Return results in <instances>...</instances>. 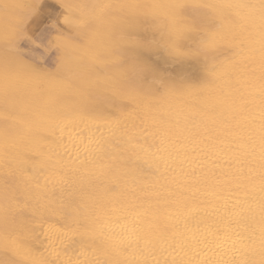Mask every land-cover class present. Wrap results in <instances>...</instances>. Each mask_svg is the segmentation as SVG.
Segmentation results:
<instances>
[{
	"label": "bare ground",
	"instance_id": "bare-ground-1",
	"mask_svg": "<svg viewBox=\"0 0 264 264\" xmlns=\"http://www.w3.org/2000/svg\"><path fill=\"white\" fill-rule=\"evenodd\" d=\"M60 1L92 64L18 61L0 0V264H264V0Z\"/></svg>",
	"mask_w": 264,
	"mask_h": 264
},
{
	"label": "rangeland",
	"instance_id": "rangeland-1",
	"mask_svg": "<svg viewBox=\"0 0 264 264\" xmlns=\"http://www.w3.org/2000/svg\"><path fill=\"white\" fill-rule=\"evenodd\" d=\"M24 1L25 0H19V3H18L19 6H18L17 10H19L20 12L18 14V11L16 10L15 14L13 15L14 19H12L11 23H9L6 26V30L9 31L10 35H9L8 41L4 43V44H6L5 46H7V48H11L12 45L14 46L11 48V50H13L15 53H17V54L13 53V55L15 57H16V55H17V57H19V58L16 57V59L18 61L22 60L21 62L26 63V64L27 63L30 64V62H31V64H33V65H37V66L42 65V66H45L49 69H54L60 63H63V62L66 63L67 60H70V61H68V63H70V64H72L71 63L72 61H73V63L75 62L74 64H76V63L77 64H87L86 62L92 64L93 61L92 60L88 61L89 59L83 58L82 57L83 55H80V57H79V54H81V53L84 54L85 49L87 48V45L89 44L88 38H90V37H89V34L86 32V30L82 26L80 16H78L77 13H73V11H74L73 9L71 10L72 11L71 12L69 9L70 7L67 8L68 5H67V7H65L66 5H62L63 2L60 0H54V1L53 0H26L25 1L26 3ZM27 1H29V2H27ZM60 2L62 4H60ZM22 6H25V7H22ZM0 13H3V10H1ZM205 14L207 15V18H205L206 17ZM205 14H204L205 16L203 15V18H205V20H203L202 22L199 23V36H204V30H206V29H209V28L212 29L213 28L212 30H216L218 28L216 21L211 19L210 16H208L207 12H205ZM14 16L16 17V19L19 18L20 21L18 19L15 22L16 19ZM206 19H207V21H206ZM212 23L214 24L215 27L213 26ZM9 26H11V27H9ZM207 26H209V27H207ZM79 27L80 28L82 27L83 30H81ZM204 27H206V28L204 29ZM75 29H76V34H75ZM77 30H80V32L83 33V35H81V34H80L81 36L78 35ZM65 32L69 36H67L65 34ZM80 32L78 31V33H80ZM66 36L69 38V41H70L68 45L72 44L73 46H75L74 44H76V46H77L79 44L77 46V48H76V46L72 47V45L68 46L66 44L68 42V38ZM71 36H73V37H71ZM77 36L79 39L82 37L80 39L81 41L76 39ZM86 37H88V38H86ZM65 38H67V39H65ZM117 39L119 41H122V42H123V40L126 39V41H124V45H122V46L123 47L126 45L129 46L131 44L129 46V48L132 47L133 43L136 40H138V42L137 41L135 42L136 44L140 43V41H142L141 45L143 47L141 49H139V50H141V53L139 50H138L139 52L137 51L136 53H133V52L129 53V51L126 49V51H127L126 53H129V54H126L125 52L122 51V49H125V47L123 48L121 46L122 49L120 47L119 49L116 48L114 51H111V54L109 52L106 53V55L110 54V58L112 56V53H114L113 56H115V55L117 56L120 54L119 56H117L119 61L116 59V56L112 57L111 59L109 58L110 59V61H109L107 59L109 57V55L106 56V55H104L105 54L104 53L103 54L104 56H102V55L100 56L101 60H99V62H102V61H106L109 63H115L116 62L118 64L120 62L121 65H127L130 62H132V61H129L130 58L128 57V55L131 57V60H133L134 63H136L135 61H138L137 63L142 62V61L143 62H148V61L154 62L155 61V59L149 55V51H150L149 49H151V47H153V43L148 38H145V37L144 38L143 37H139V38L137 37L136 38V36L133 37V36H129V35H119V36H117ZM130 39L133 41L135 40V41L133 43H130V42H132ZM61 40H63V43ZM66 40H67V42L64 43V41H66ZM128 40H130L129 43L127 42ZM59 41H61V43ZM143 41H145V42H143ZM195 43H196V41L190 42L189 43L190 47L192 48L195 45ZM85 44H86V46H85ZM121 44H123V43H121ZM80 45H82V46H80ZM5 46H4L3 50L5 49L4 50L5 52H9L10 50L7 49ZM128 46H126V48ZM133 46H135V45H133ZM66 47H67V49H66ZM147 47L148 48L150 47V48L148 49ZM81 50H83L84 52ZM116 50H117V52H116ZM144 51H145V53H144ZM68 53H69V55H68ZM123 53L126 55H124ZM139 53H140V55H138ZM70 54H72V55H70ZM122 54L124 56H121ZM133 54H135V55H133ZM146 54H148V55H146ZM143 55L145 58L141 57ZM75 56H77L78 59H76L77 57L75 58ZM132 56H134L135 58L133 57V59H132ZM136 56L138 58L141 57L140 59H142V60L140 61L139 59L136 58ZM64 57H66V58H64ZM67 57H70V58L74 57V59L71 61L72 58L69 59ZM122 57L125 59L126 58H129V59H126L127 61H125L123 59V61H122ZM148 58L150 60H148ZM120 60L122 61V63ZM26 61H28V62H26ZM82 62H85V63H82ZM192 64L195 65L194 61L193 62L190 61V63L188 64L189 66L188 65L186 66V68L189 70L188 74L192 73V69L194 68V66Z\"/></svg>",
	"mask_w": 264,
	"mask_h": 264
}]
</instances>
